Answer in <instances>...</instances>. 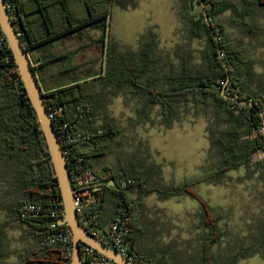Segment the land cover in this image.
Listing matches in <instances>:
<instances>
[{"label":"trees","instance_id":"obj_1","mask_svg":"<svg viewBox=\"0 0 264 264\" xmlns=\"http://www.w3.org/2000/svg\"><path fill=\"white\" fill-rule=\"evenodd\" d=\"M10 10L16 30L26 49L38 85L42 90L49 112H56L55 124L74 121L81 118L84 131L102 129L103 135L78 148L85 150L90 157L89 168L99 173L97 159L105 155L112 141H115L120 129L111 123L98 125L95 116L104 107V92L111 96H130L136 100V122L138 125L163 126L172 128L181 122L185 114L203 113L213 116L209 127L211 155L216 165L203 175L186 180L183 184L158 185L154 178L158 176L159 165L149 170H134L123 175L113 172L109 167L101 168L103 176L101 200L85 209V214L97 215L96 236L102 227L105 212L115 210V215L127 219L129 251L137 264H174L165 255L147 249L140 243V237L146 234L138 216L140 200L132 199L137 190L140 199L143 195L157 194L162 199L190 196L200 201L194 187L200 183H224L230 171L241 167L254 166L264 172V159L259 156L264 152V134L259 130L263 122L252 108L226 100L222 95L227 80L225 93L240 100L251 101L264 112V78H257L253 60L246 47L232 45L230 40L222 38V28L214 17L227 10L234 11L243 20L245 33H252V24L248 21L255 17V0H241L242 12L238 13L231 0H203L210 23L218 34L222 57L204 16L194 13L196 0H190V39L207 38V47L199 53V60L192 50L177 54V60L158 51V34L150 29L140 40L137 49L118 53L111 46L110 24L116 6L127 9L136 7L134 0L127 4L122 0H12ZM260 1L264 6V0ZM200 4V0L197 1ZM202 10V7H201ZM248 21V22H246ZM104 28L106 34L105 64L102 72L69 83L54 91L45 92L39 84L38 69L63 57L49 52L53 42L68 38L90 27ZM43 50L39 57L40 64L33 63L30 53ZM48 50V51H47ZM248 53V54H247ZM225 62V66L222 64ZM257 85L258 91H251ZM90 109V112H88ZM158 109L157 119L152 115ZM0 170L10 184L8 197L10 211L20 225L40 231L39 243L41 255L25 259V264H63L55 249L44 244L48 233L46 221L40 218L22 219L20 209L24 204L47 205L62 202L58 181L55 178L49 152L46 148L37 117L27 98L25 88L19 77L12 53L0 28ZM133 181L127 187L121 184ZM112 182L113 187H109ZM203 227L207 235L202 243V255L198 264H236L240 258L254 253L264 258V223L256 236V245L252 252L242 253L240 258L220 263L213 252V247L221 240L222 232L218 226L223 219L222 212L211 210L201 202ZM106 206V207H105ZM104 209L103 217L99 212ZM264 222V221H263ZM68 228L67 226H64ZM3 252L0 250V258ZM98 257V258H97ZM105 259L98 252L94 258L85 260L94 262Z\"/></svg>","mask_w":264,"mask_h":264},{"label":"rangeland","instance_id":"obj_2","mask_svg":"<svg viewBox=\"0 0 264 264\" xmlns=\"http://www.w3.org/2000/svg\"><path fill=\"white\" fill-rule=\"evenodd\" d=\"M122 1L125 4L129 2ZM134 1L136 7L122 9L116 6L113 11L111 46L118 53L137 49L142 36L152 29L158 34V51L162 55L177 60L179 52L192 50L197 52L195 57L199 60V53L207 47V38L190 39L191 12L187 6L190 0ZM197 1L194 13L199 16L202 10L201 3ZM218 18L216 20L214 17V21L224 25L221 34L224 41L230 33L232 37L242 36L229 20L221 16ZM248 21L253 23L250 19ZM105 33L102 26L90 27L53 42L49 52L63 58L50 63L51 73L47 78L39 75L41 87L46 91L45 80L55 83L58 78L59 87L102 72L107 46ZM40 52H31L33 63L42 54ZM263 54L264 51L259 50L258 57L254 58L259 64L264 62ZM102 103L104 107L95 116L96 124L108 122L120 129L107 153L97 159L102 177L106 175L101 169L103 167L123 175L159 165L160 170L154 182L163 186H178L188 179L203 175L216 165L209 140V127L213 119L211 113L205 115L202 111L197 115L185 114L181 122L167 129L149 124L138 125L135 111L137 102L132 95L115 97L104 92ZM157 113L158 109L152 115L156 120ZM223 181L222 184L203 182L194 187L201 202L223 214L218 224L223 233L222 238L213 247L218 263L240 258L242 253L252 251L260 223L264 221V172L261 169L257 168L251 175L242 169L230 171ZM112 184L109 182V185ZM9 189L7 177H3L0 170V249L4 251L0 264H22L19 254L24 253L28 233L11 216ZM131 197L135 201L140 200L141 204L138 216L146 231L140 237L142 245L168 256L174 264L200 262L207 230L202 225L203 211L199 200L186 195L162 199L157 194L143 195L140 199L137 190L133 191ZM240 264H264V260L254 256Z\"/></svg>","mask_w":264,"mask_h":264},{"label":"built area","instance_id":"obj_3","mask_svg":"<svg viewBox=\"0 0 264 264\" xmlns=\"http://www.w3.org/2000/svg\"><path fill=\"white\" fill-rule=\"evenodd\" d=\"M5 1L9 11L12 10L13 1ZM88 112H90V109H88ZM49 118L53 121L54 128L59 136L60 146L70 171L73 201L79 215V221L85 229L96 235L97 215L85 214V209L91 204L99 203V200H101L100 192L102 191L103 178L99 173L88 167L87 163L90 162V157L85 150L79 151L78 148L102 136L103 130H82L80 117H77L74 121L59 124L54 123L56 112H49ZM259 132L264 134L263 126ZM260 158L264 159V152L260 154ZM132 183L134 182L131 180L123 182L121 187L125 188ZM20 214L22 219L40 218L46 221L48 233L44 244L57 251V255L60 256L63 264H69L72 236L69 228L61 225L64 218L63 203L54 202L47 205L24 204L20 209ZM126 235L127 219L122 215H117L109 224L106 236L108 245L123 257L135 262L129 251ZM96 252L92 247L83 245L81 247L82 260L86 262L85 260L94 258ZM100 261H107V258L105 257V259Z\"/></svg>","mask_w":264,"mask_h":264},{"label":"water","instance_id":"obj_4","mask_svg":"<svg viewBox=\"0 0 264 264\" xmlns=\"http://www.w3.org/2000/svg\"><path fill=\"white\" fill-rule=\"evenodd\" d=\"M204 20L209 27L214 40L217 43L220 57H222L221 44L218 34L211 26L208 12L203 0H200ZM0 28L5 36L8 47L11 50L19 77L24 85L27 98L31 104L33 112L44 138L46 148L50 155L55 178L61 192L64 207V218L61 225L69 228L72 236V247L69 264H137L123 257L120 253L113 250L106 242L85 229L80 221L77 209L73 201V192L70 182V171L59 142V136L54 128L53 121L49 118V110L44 101L42 90L38 85L35 71L32 68L28 53L22 44V40L17 33L16 24L13 22L5 0H0ZM225 66V62L222 60ZM227 80L221 95L228 101L248 106L254 109L262 119L264 127V112L251 101L236 99L225 93ZM114 186V185H112ZM88 245L95 251L107 258V261L84 262L81 257V247Z\"/></svg>","mask_w":264,"mask_h":264},{"label":"crops","instance_id":"obj_5","mask_svg":"<svg viewBox=\"0 0 264 264\" xmlns=\"http://www.w3.org/2000/svg\"><path fill=\"white\" fill-rule=\"evenodd\" d=\"M217 1H224V0H217ZM231 1L236 5V7L238 9V13L242 12L241 0H231ZM254 9H255V13H254L255 17H254L253 20H251V21H253V23H252V25H253L252 26V33H248V34L245 33V34H247V36H245V34L242 32V31H244L243 22L245 20H243V18H241L239 15H237L234 11L227 10L224 13H221V14L215 16V18L217 20V19H219L218 18L219 16L225 17L227 20L230 21V24H232L236 28V31H238V32H240L242 34L241 37H236V36L232 37V33L227 34V36H228L227 40H230V43L232 45L233 44L234 45H240L242 47H246L247 48V52L249 53V56H250L251 60H253L254 67H255L254 70H255V72L257 73V76H258L257 78H261V77L264 78V62H261V64H259L258 61L256 62V59H254V58L258 57L259 50H261V52L264 51L263 50L264 49V6L261 5L260 1L255 0ZM246 22H248V21H246ZM220 26H221L222 30L224 31V29H225L224 25H222V23H221ZM231 32H234V31H231ZM246 37H251V38L248 39ZM36 51H38V52L42 51L43 52V50H41V49H38ZM36 51H32V52H36ZM42 52H40V53H42ZM30 57H31V53H30ZM40 63L41 62H40L39 57H38L35 65L39 66ZM49 64L50 63H48L43 69H38L37 70L38 76L41 74V78H43L45 76L47 78V75L51 73L50 67L52 66L51 64L50 65ZM49 78H51V77H49ZM57 79L58 78L55 79V83L51 82V81L47 82V80L44 81V79H43L42 81H44V84L47 86L45 88L46 91L45 90L44 91L45 92H50V91H54V90H56V89H58L60 87H63L61 85L59 87H57V84H58V80ZM48 83H53V84H52V86H48L47 85ZM39 84L41 85V80H39ZM250 88H251V91H255V92L258 91L257 85H255V86L252 85ZM239 169L246 170L248 175L249 174L251 175V174H253L254 170H256L257 168L254 167V166H251L249 168L241 167ZM109 187H113V186L109 185ZM104 209L105 208H103V210L101 212H99L100 217H103ZM114 209H112L111 212H108V213L105 212L104 217H103V224L104 225L97 230L98 234L100 236H102L103 238H106L108 230H109V224L117 216V215L114 214L115 213ZM262 223H264V222H262ZM21 226L28 233L27 238H26V242H25L26 245L24 246V249H23L24 253L19 254L21 256L22 264H25V259H27L28 257L34 258V257H37V256L41 255V246H40V243H39L40 231L38 230V228L37 229H33V228L29 227V226H24V225H21ZM260 228L261 227L259 226V231H260ZM254 245H256V242H255ZM2 252L4 253V251H2ZM250 252H252V251H250ZM254 256H259L261 259L264 260V258L260 254L254 253V254H252V255H250L248 257L240 258L239 261L236 264H240L241 262L247 261V260L251 259Z\"/></svg>","mask_w":264,"mask_h":264}]
</instances>
